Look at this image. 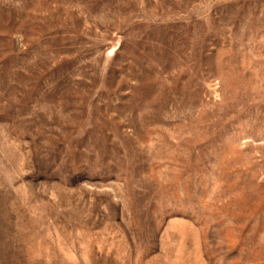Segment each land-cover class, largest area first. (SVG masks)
<instances>
[{"label": "rangeland", "instance_id": "obj_1", "mask_svg": "<svg viewBox=\"0 0 264 264\" xmlns=\"http://www.w3.org/2000/svg\"><path fill=\"white\" fill-rule=\"evenodd\" d=\"M0 264H264V0H0Z\"/></svg>", "mask_w": 264, "mask_h": 264}]
</instances>
